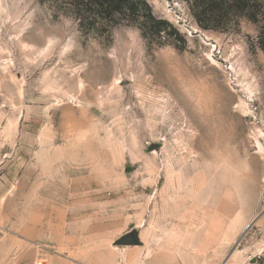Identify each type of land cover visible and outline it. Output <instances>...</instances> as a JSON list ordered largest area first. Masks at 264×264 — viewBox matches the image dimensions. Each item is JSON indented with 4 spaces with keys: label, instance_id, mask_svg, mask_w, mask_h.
<instances>
[{
    "label": "rangeland",
    "instance_id": "374dc122",
    "mask_svg": "<svg viewBox=\"0 0 264 264\" xmlns=\"http://www.w3.org/2000/svg\"><path fill=\"white\" fill-rule=\"evenodd\" d=\"M145 1L0 0V264H264V0Z\"/></svg>",
    "mask_w": 264,
    "mask_h": 264
},
{
    "label": "trees",
    "instance_id": "16d2710c",
    "mask_svg": "<svg viewBox=\"0 0 264 264\" xmlns=\"http://www.w3.org/2000/svg\"><path fill=\"white\" fill-rule=\"evenodd\" d=\"M83 29H97L100 25L113 27L118 21L136 26L142 35L171 37L176 31L171 24L158 20L145 0H65Z\"/></svg>",
    "mask_w": 264,
    "mask_h": 264
},
{
    "label": "water",
    "instance_id": "95a60500",
    "mask_svg": "<svg viewBox=\"0 0 264 264\" xmlns=\"http://www.w3.org/2000/svg\"><path fill=\"white\" fill-rule=\"evenodd\" d=\"M264 214V211L259 214L257 217H255L245 228V230L243 231V233L241 234L240 238L237 240V242L235 243V245L233 246V248L231 249L230 253L228 254L227 258L230 257V255L234 252V249L236 248V246L238 245L239 241L241 240V238L244 236V234L246 233V231L256 222V220H258L262 215ZM138 244V240L136 237L135 233H128L124 236H122L117 242L116 245L119 247H126V246H136Z\"/></svg>",
    "mask_w": 264,
    "mask_h": 264
},
{
    "label": "crops",
    "instance_id": "0c3cea01",
    "mask_svg": "<svg viewBox=\"0 0 264 264\" xmlns=\"http://www.w3.org/2000/svg\"><path fill=\"white\" fill-rule=\"evenodd\" d=\"M136 246H126L117 252L118 262L121 264H138ZM98 264H101L100 261Z\"/></svg>",
    "mask_w": 264,
    "mask_h": 264
}]
</instances>
